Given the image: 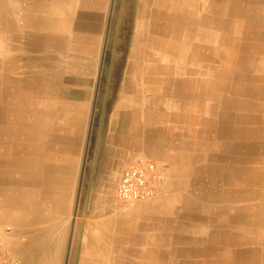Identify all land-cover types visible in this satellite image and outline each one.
I'll return each instance as SVG.
<instances>
[{
  "label": "crops",
  "instance_id": "1",
  "mask_svg": "<svg viewBox=\"0 0 264 264\" xmlns=\"http://www.w3.org/2000/svg\"><path fill=\"white\" fill-rule=\"evenodd\" d=\"M112 2L0 0L7 246L20 264H264V0H134L104 118ZM235 26L243 40H218ZM138 158L166 178L127 207L116 187Z\"/></svg>",
  "mask_w": 264,
  "mask_h": 264
},
{
  "label": "built area",
  "instance_id": "2",
  "mask_svg": "<svg viewBox=\"0 0 264 264\" xmlns=\"http://www.w3.org/2000/svg\"><path fill=\"white\" fill-rule=\"evenodd\" d=\"M166 174L164 168L147 158H138L125 166L119 177L116 196L128 207L158 197L163 189ZM0 232V264H20L7 246L5 233Z\"/></svg>",
  "mask_w": 264,
  "mask_h": 264
},
{
  "label": "rangeland",
  "instance_id": "3",
  "mask_svg": "<svg viewBox=\"0 0 264 264\" xmlns=\"http://www.w3.org/2000/svg\"><path fill=\"white\" fill-rule=\"evenodd\" d=\"M134 5V0H113L112 2L110 24L100 75V82L103 78L105 79L108 91L107 98L109 97L111 100L130 48L134 28ZM101 115V112L100 114L98 113V117Z\"/></svg>",
  "mask_w": 264,
  "mask_h": 264
},
{
  "label": "bare ground",
  "instance_id": "4",
  "mask_svg": "<svg viewBox=\"0 0 264 264\" xmlns=\"http://www.w3.org/2000/svg\"><path fill=\"white\" fill-rule=\"evenodd\" d=\"M233 2V1H232ZM156 5V4H155ZM146 7V6H145ZM223 7V6H222ZM155 9H156V7H155ZM154 9V10H155ZM222 9V8H221ZM220 9V10H221ZM242 9V8H241ZM249 9V8H248ZM147 11V10H146ZM234 11V10H233ZM237 11V10H236ZM239 11H240V9H239ZM161 12V11H160ZM171 12H173V11H171ZM238 12V11H237ZM246 12H248V11H246ZM164 13V12H163ZM233 13V12H232ZM146 14H147V12H146ZM149 14V13H148ZM154 14V29L155 30H158V31H161V32H163V29L161 28V27H159V25H158V17H159V13H156V11L153 13ZM170 14V13H169ZM195 14V13H194ZM193 13L190 15V16H195ZM139 15V14H138ZM162 15V14H161ZM160 15V16H161ZM237 15H239V13L237 14H235V16L237 17ZM163 17V16H162ZM182 18V17H181ZM181 18H180V14H172V16H171V20H174L175 22H181L180 20H181ZM195 19H197V18H195ZM147 21H148V19H147ZM173 21V22H174ZM188 21V20H187ZM196 22V21H195ZM223 22V21H222ZM249 22V21H248ZM149 23V25H150V22H148ZM236 23V22H235ZM243 24V23H242ZM263 24V23H262ZM174 25V24H173ZM251 25V24H250ZM186 26V25H185ZM193 26V25H192ZM247 26V25H246ZM244 27V26H243ZM263 27V26H262ZM148 28V27H147ZM184 28V27H183ZM183 28H180V27H178V24L176 23V27L174 28V37H176V38H178V37H181V38H185L186 37V39L188 40L189 38H192V37H194V33H193V31H194V29L192 28V29H190L188 26H186V28L185 29H183ZM264 28V27H263ZM227 29H229V28H227ZM242 29H244V28H242ZM255 29V28H254ZM261 31V30H260ZM263 31V30H262ZM154 33V32H153ZM197 34V33H196ZM146 35V34H145ZM243 33H242V30H240V28L239 27H237V26H235L233 29H231V30H225V29H219L218 30V40H243ZM248 35V34H247ZM255 35V34H254ZM250 37V36H249ZM246 38V37H245ZM172 39V38H171ZM175 39V38H174ZM247 40V39H246ZM233 42V41H232ZM224 45V44H223ZM162 46V45H161ZM162 48V47H161ZM236 49V48H235ZM173 52V51H172ZM238 53V52H237ZM248 53V52H247ZM219 54V53H218ZM220 55V54H219ZM218 55V56H219ZM224 54H222V56H223ZM226 60V59H225ZM167 69V68H166ZM225 71V70H224ZM231 71V70H230ZM239 74V73H238ZM219 78V77H218ZM236 80V79H235ZM225 81V80H224ZM231 81V80H230ZM223 82V81H222ZM231 83V82H230ZM251 85V84H250ZM246 86V85H245ZM243 88V87H242ZM231 89V88H230ZM261 91V90H260ZM221 92V91H220ZM262 92V91H261ZM224 94V93H223ZM234 94H235V92H234ZM263 96V95H262ZM222 112V111H221ZM227 112V111H226ZM225 119V118H224ZM234 121V120H233ZM223 124H224V122H223ZM228 134V133H227ZM239 145V144H238ZM249 145V144H248ZM254 145V144H253ZM258 145V144H257ZM251 146V145H250ZM254 148V147H253ZM255 149V148H254ZM253 150V149H252ZM252 152V151H251ZM254 170V169H253ZM256 170H258V169H256ZM255 171V170H254ZM262 173H263V171H262ZM236 174V173H235ZM252 174V173H251ZM238 175V174H237ZM256 178V177H255ZM261 179V178H260ZM257 185V184H256ZM252 194V193H251ZM137 205V204H136ZM128 207V206H127ZM111 254V253H110ZM114 263V262H113Z\"/></svg>",
  "mask_w": 264,
  "mask_h": 264
},
{
  "label": "trees",
  "instance_id": "5",
  "mask_svg": "<svg viewBox=\"0 0 264 264\" xmlns=\"http://www.w3.org/2000/svg\"><path fill=\"white\" fill-rule=\"evenodd\" d=\"M105 87H106V83H105V79L103 78L102 81L100 82V88L103 90ZM102 94L104 97V93H102ZM111 103H112V100L107 98L105 101V104H104L103 113H102V110L100 108L102 105H99L97 108L98 113L100 114V112H101L104 118H106L108 113H109Z\"/></svg>",
  "mask_w": 264,
  "mask_h": 264
},
{
  "label": "water",
  "instance_id": "6",
  "mask_svg": "<svg viewBox=\"0 0 264 264\" xmlns=\"http://www.w3.org/2000/svg\"><path fill=\"white\" fill-rule=\"evenodd\" d=\"M109 24H110V18H109V22H108V28H109ZM108 28H107L106 40H107V36H108ZM106 40L104 41V47H103L102 59H101V66H100V73H99V78H98V84L97 85H99V82H100V77H101L100 75H101V69H102V62H103V58H104V51H105V47H106ZM93 116H94V110L92 112V119H93ZM89 136H90V132H89V135H88V142H89ZM79 191L80 190H78L77 198H78V195H79ZM76 207H77V202H76Z\"/></svg>",
  "mask_w": 264,
  "mask_h": 264
}]
</instances>
